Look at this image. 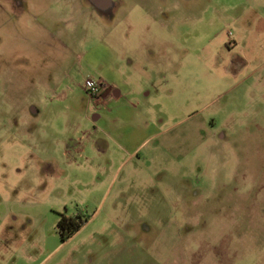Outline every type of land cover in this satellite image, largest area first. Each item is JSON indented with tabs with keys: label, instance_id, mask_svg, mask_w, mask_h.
I'll list each match as a JSON object with an SVG mask.
<instances>
[{
	"label": "rangeland",
	"instance_id": "1",
	"mask_svg": "<svg viewBox=\"0 0 264 264\" xmlns=\"http://www.w3.org/2000/svg\"><path fill=\"white\" fill-rule=\"evenodd\" d=\"M96 1L0 0V264H264V0Z\"/></svg>",
	"mask_w": 264,
	"mask_h": 264
},
{
	"label": "trees",
	"instance_id": "2",
	"mask_svg": "<svg viewBox=\"0 0 264 264\" xmlns=\"http://www.w3.org/2000/svg\"><path fill=\"white\" fill-rule=\"evenodd\" d=\"M82 221H76L72 217H62L58 221V226L60 228V236L64 241L66 238L70 237L74 232H76L81 226Z\"/></svg>",
	"mask_w": 264,
	"mask_h": 264
},
{
	"label": "built area",
	"instance_id": "3",
	"mask_svg": "<svg viewBox=\"0 0 264 264\" xmlns=\"http://www.w3.org/2000/svg\"><path fill=\"white\" fill-rule=\"evenodd\" d=\"M105 89L106 84L103 81H95L93 79H88L84 87V90L87 95L96 100H98L99 95L102 94Z\"/></svg>",
	"mask_w": 264,
	"mask_h": 264
},
{
	"label": "crops",
	"instance_id": "4",
	"mask_svg": "<svg viewBox=\"0 0 264 264\" xmlns=\"http://www.w3.org/2000/svg\"><path fill=\"white\" fill-rule=\"evenodd\" d=\"M108 90H109V89H108ZM108 90L105 91V92L103 93L102 97L99 98L98 100H102V102H103V101L116 102V98H117V96L119 95L118 91H117L116 89L113 88V89L111 90V92L113 93V96H112V97H108V94H109V93H107ZM109 91H110V90H109ZM114 97H115V98H114ZM95 117H96V119H97L99 116H98V115H95Z\"/></svg>",
	"mask_w": 264,
	"mask_h": 264
},
{
	"label": "flooded vegetation",
	"instance_id": "5",
	"mask_svg": "<svg viewBox=\"0 0 264 264\" xmlns=\"http://www.w3.org/2000/svg\"><path fill=\"white\" fill-rule=\"evenodd\" d=\"M96 2H97L98 4H104V3L107 2V0H97Z\"/></svg>",
	"mask_w": 264,
	"mask_h": 264
}]
</instances>
